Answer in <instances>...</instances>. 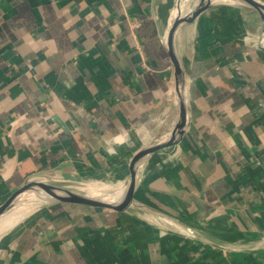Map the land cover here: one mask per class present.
<instances>
[{
  "label": "crops",
  "instance_id": "crops-1",
  "mask_svg": "<svg viewBox=\"0 0 264 264\" xmlns=\"http://www.w3.org/2000/svg\"><path fill=\"white\" fill-rule=\"evenodd\" d=\"M181 1L0 0V205L24 182L121 187L135 154L170 138ZM258 20L215 0L171 41L185 132L138 164L132 195L197 237L133 206L48 205L0 232V264H264Z\"/></svg>",
  "mask_w": 264,
  "mask_h": 264
},
{
  "label": "water",
  "instance_id": "water-1",
  "mask_svg": "<svg viewBox=\"0 0 264 264\" xmlns=\"http://www.w3.org/2000/svg\"><path fill=\"white\" fill-rule=\"evenodd\" d=\"M215 0H197L196 4L189 8L185 13L187 17L186 23H190L199 13L204 11ZM225 2L243 7L251 11L259 18L258 25L264 31V6L255 0H224ZM185 23V24H186ZM180 21L175 18L169 25L167 44L169 55L174 66L176 93L180 106V115L176 128L172 132L170 138L160 144L147 147L131 159L129 164L130 178L124 182L121 187H116V183L112 184L105 189L96 190H71L61 186H54L46 183L39 182H24L14 190H12L5 202L0 205V215L4 214L7 209L23 207L21 205L33 204L34 209L56 204H72L79 206H87L92 208L110 209V210H123L129 206H133L138 210L152 216L153 218L161 221L172 228L180 231L185 235L197 237L195 233L181 225L179 222L171 219L170 217L156 211L155 209L143 204L134 199L132 192L134 190V175L138 164L151 154L164 148L176 145L183 137L186 125V103L183 96L184 90V75L179 66V62L171 49V41L176 30L179 28ZM258 247L264 248V243Z\"/></svg>",
  "mask_w": 264,
  "mask_h": 264
},
{
  "label": "bare ground",
  "instance_id": "bare-ground-1",
  "mask_svg": "<svg viewBox=\"0 0 264 264\" xmlns=\"http://www.w3.org/2000/svg\"><path fill=\"white\" fill-rule=\"evenodd\" d=\"M185 0H182L178 6L176 7L175 10V19L179 22V27L184 24L186 22L187 17L184 14V10H185ZM197 1H195L193 3L196 4ZM23 207H19V208H14V209H7V211L5 212L1 222H0V232L8 227H10L12 224L18 222L19 220L22 219L23 215L26 214L28 211L31 210V208L33 207V204H27L25 203L24 205H21Z\"/></svg>",
  "mask_w": 264,
  "mask_h": 264
},
{
  "label": "rangeland",
  "instance_id": "rangeland-1",
  "mask_svg": "<svg viewBox=\"0 0 264 264\" xmlns=\"http://www.w3.org/2000/svg\"><path fill=\"white\" fill-rule=\"evenodd\" d=\"M109 183L108 182H103V181H99V183L97 182H88V183H85L84 185H80V186H76L77 188H73L72 190H77V189H81V190H96V189H105L106 187H109L108 185ZM34 208H31V211L33 210Z\"/></svg>",
  "mask_w": 264,
  "mask_h": 264
}]
</instances>
